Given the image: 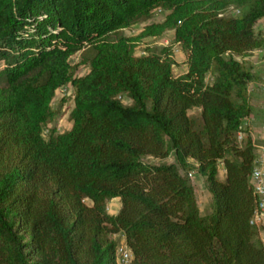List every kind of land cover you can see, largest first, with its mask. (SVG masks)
I'll use <instances>...</instances> for the list:
<instances>
[{"label": "trees", "instance_id": "16d2710c", "mask_svg": "<svg viewBox=\"0 0 264 264\" xmlns=\"http://www.w3.org/2000/svg\"><path fill=\"white\" fill-rule=\"evenodd\" d=\"M262 18L264 0H0V264H119L121 245L127 264H264L247 123L258 73L238 59L264 49ZM169 30L181 75L170 45L136 54Z\"/></svg>", "mask_w": 264, "mask_h": 264}, {"label": "rangeland", "instance_id": "374dc122", "mask_svg": "<svg viewBox=\"0 0 264 264\" xmlns=\"http://www.w3.org/2000/svg\"><path fill=\"white\" fill-rule=\"evenodd\" d=\"M230 11L231 13H235V9H231ZM165 13L166 12L164 10L156 9L154 11V15L151 21L152 22L161 21ZM144 25L145 23L135 24L131 28L125 29L123 32L126 36H135L140 33ZM255 32L259 37L264 36V18L260 19L255 24ZM166 45H170L172 47L173 56L176 60V65L173 67L174 75L183 74L186 71L185 54H184V51L180 48V46L176 42H174L172 30L166 31L159 38L147 37V38L140 40L139 45L136 48V54L144 53L146 48L161 47V46H166ZM238 59L250 65L251 68L258 73V77L248 84V90L251 91V89L252 90L255 89L254 91L257 90V92L261 94L260 104H261L262 111L264 113V49L263 50L255 49L252 52H250L248 55H246L245 57L243 58L238 57ZM69 60L73 64L77 63L79 61V55L74 54L70 57ZM86 71H87L86 67H81L79 73H84ZM70 95H71V87L69 85L63 86L61 89H59L56 92L55 97L51 104L52 107L56 109L57 115H55L54 121L57 125L58 132H63L70 128V121H69L68 115H69L71 108L73 107V101L69 97ZM63 97L67 98V100L65 101L61 109H58L59 101ZM263 113H262V116H264ZM259 125H260V128H258L260 129L259 135L257 133L256 134L253 133L254 137L252 138L254 141L256 153L259 150V147L264 143V119L260 120V123L258 124V126ZM250 132H253L252 127L250 128ZM43 134L44 136H47L48 127L43 128ZM256 157L258 160V162L256 161L257 166L262 165V158H260V156H256ZM145 160L147 162L157 163V164L163 163V162L165 163L175 162L172 155L166 158H163V159L154 158V157L149 156ZM179 170L180 172L184 173L180 168ZM219 170H220L219 177L223 178V175H224L223 168L220 166ZM189 178L195 188L196 199H197L199 209L202 213H206L208 211L209 195L205 188L203 180L196 172L190 173ZM86 202L89 203V200H86ZM118 204H119V201L117 198L116 200H110L107 204L108 212L111 214H115L118 211L117 210ZM118 236L119 235H115L114 238L118 239V241H121V238H118ZM121 246H123V248H118V253H117L118 258L122 257V264H127V249L124 245H121ZM123 249L126 252H123Z\"/></svg>", "mask_w": 264, "mask_h": 264}, {"label": "crops", "instance_id": "0c3cea01", "mask_svg": "<svg viewBox=\"0 0 264 264\" xmlns=\"http://www.w3.org/2000/svg\"><path fill=\"white\" fill-rule=\"evenodd\" d=\"M254 90H252V89H251V91L248 90L249 100H250V104H251V114H250L249 118L247 119V123L253 129V132H250L252 138L254 137L253 133H255V134L257 133L259 135L260 129H258V128H260L261 124L259 126H258V124L260 123L261 119L262 120L264 119V116H262L263 111H262L261 104H260L261 94L259 92H257V90L256 91H254ZM256 161L258 162L257 157L255 156L254 167L257 166ZM254 171H255V169H254ZM223 174H224V169H223ZM223 177H224V175H223ZM112 200H116V198H113ZM118 209H119V204L117 205V210Z\"/></svg>", "mask_w": 264, "mask_h": 264}, {"label": "built area", "instance_id": "2783aa9c", "mask_svg": "<svg viewBox=\"0 0 264 264\" xmlns=\"http://www.w3.org/2000/svg\"><path fill=\"white\" fill-rule=\"evenodd\" d=\"M255 156H260V158H262V165L253 167L256 169L255 179L258 182V192H260V199L259 202H257V212H264V143L259 147V150L257 151V153H255ZM258 225L264 232V219L258 220ZM123 252L126 251H124L123 249ZM118 262L119 264L122 263V257L118 258Z\"/></svg>", "mask_w": 264, "mask_h": 264}, {"label": "bare ground", "instance_id": "6f19581e", "mask_svg": "<svg viewBox=\"0 0 264 264\" xmlns=\"http://www.w3.org/2000/svg\"><path fill=\"white\" fill-rule=\"evenodd\" d=\"M253 169H255V168H253ZM255 176H256V171H254L253 174H252L251 183H252L253 189L255 191L256 197H257V202H259L260 192H258V182L256 181ZM263 216H264V212H257V206H256L255 211H254L253 216H252L251 222L254 223V222L260 220ZM262 238H263V241H264V232L263 231H262ZM119 248H123V247H119ZM120 264H122V263H120Z\"/></svg>", "mask_w": 264, "mask_h": 264}]
</instances>
